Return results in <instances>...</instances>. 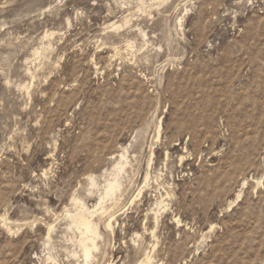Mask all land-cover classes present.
I'll use <instances>...</instances> for the list:
<instances>
[{
    "label": "rangeland",
    "instance_id": "374dc122",
    "mask_svg": "<svg viewBox=\"0 0 264 264\" xmlns=\"http://www.w3.org/2000/svg\"><path fill=\"white\" fill-rule=\"evenodd\" d=\"M84 208L87 264H264V0H0V264Z\"/></svg>",
    "mask_w": 264,
    "mask_h": 264
},
{
    "label": "bare ground",
    "instance_id": "6f19581e",
    "mask_svg": "<svg viewBox=\"0 0 264 264\" xmlns=\"http://www.w3.org/2000/svg\"><path fill=\"white\" fill-rule=\"evenodd\" d=\"M158 1V0H157ZM159 124V123H158ZM159 128V127H158ZM157 133V132H156ZM151 146V145H150ZM125 149H126V147H125ZM117 153H119V152H117ZM125 153H127L126 151H125ZM113 155V154H112ZM115 156L114 157H117L116 156V154H114ZM127 155H128V153H127ZM120 156V155H119ZM124 156L125 155H123L122 156V158H124ZM113 157V156H112ZM121 157V156H120ZM128 157V156H127ZM126 157V158H127ZM182 158V157H181ZM110 159V158H109ZM116 159V158H115ZM111 160H113V159H111ZM110 160V161H111ZM119 160V159H118ZM128 160V159H127ZM116 161V160H115ZM115 161H113V162H115ZM123 161V160H122ZM120 162V161H119ZM118 162V163H119ZM127 162V161H126ZM111 163H112V161H111ZM122 163V162H121ZM115 163H113V165H114ZM124 164V163H123ZM112 165V164H111ZM118 165V164H117ZM119 165H121V164H119ZM125 165V164H124ZM126 166V165H125ZM125 166H123V167H125ZM127 166H128V164H127ZM114 168V167H113ZM117 168V167H116ZM119 168H122V167H119ZM117 170H118V168H117ZM116 170V171H117ZM106 172V171H105ZM114 172V171H113ZM117 172H119V170L117 171ZM121 172V171H120ZM107 173V172H106ZM106 173H105V175H106ZM116 173V172H115ZM120 174V173H119ZM118 175V174H117ZM148 175V174H147ZM114 177V176H113ZM112 177V178H113ZM111 178V179H112ZM115 178H117V177H115ZM114 178V179H115ZM146 178V177H145ZM114 179H112V181L114 180ZM109 180V179H108ZM95 181V180H94ZM109 182H110V180H109ZM117 182V181H116ZM107 183V182H106ZM94 184V183H93ZM108 185L110 184V183H107ZM112 184H113V182H112ZM115 185V184H114ZM114 185H109L110 186V188H108V189H112L113 190V188H115L114 187ZM117 185H118V183H117ZM94 187V186H93ZM105 188V187H104ZM118 188V187H117ZM92 189V188H91ZM111 190V191H112ZM115 190V189H114ZM106 192V191H105ZM112 192H114V191H112ZM102 195V194H101ZM101 197V196H100ZM99 198V197H98ZM107 197H105V199H106ZM101 199V198H100ZM100 199H99V201H100ZM103 199V198H102ZM104 200V199H103ZM81 201V200H80ZM79 201V202H80ZM101 203H103V202H100V205H101ZM99 205V206H100ZM84 207V206H83ZM103 207V206H102ZM98 208V207H97ZM96 208V209H97ZM85 209V211H75V212H77V213H73L74 215H71V217H68V219L70 218L71 220H69V221H71L72 223H71V225L74 223L75 225H77L78 226V229H79V231H80V233H81V235L80 236H82V239L80 240V242H79V245H80V248H81V251H82V254H83V257H84V260H85V264H87V262H88V259L91 257L90 255H91V245H90V243H92L93 241H92V237H91V234H92V231H91V229H92V227H91V221L89 220V218L87 217V215H86V211H87V209L86 208H84ZM96 209H94L93 211H95ZM74 210V209H73ZM80 210V209H79ZM88 211H90V210H88ZM91 212V211H90ZM96 212V211H95ZM91 214V213H90ZM94 214V213H93ZM92 214V215H93ZM97 214V213H96ZM95 215V214H94ZM93 215V216H94ZM112 215V214H111ZM69 216V215H68ZM108 220V219H107ZM73 224V225H74ZM106 225V224H105ZM107 226H110V222H108L107 221ZM73 227H75V226H73ZM110 228V227H109ZM74 229V228H73ZM75 229H76V227H75ZM77 230V229H76ZM94 230V229H93ZM78 231V230H77ZM49 232V231H48ZM51 233V232H50ZM94 240V239H93ZM92 241V242H91ZM48 243V242H47ZM148 261V260H147ZM148 263V262H147ZM150 264V263H149Z\"/></svg>",
    "mask_w": 264,
    "mask_h": 264
}]
</instances>
